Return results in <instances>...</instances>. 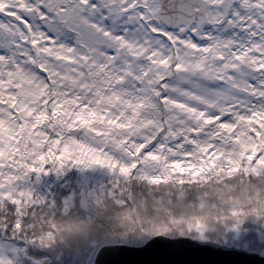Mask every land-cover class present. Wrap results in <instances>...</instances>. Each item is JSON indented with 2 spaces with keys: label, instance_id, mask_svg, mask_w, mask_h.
I'll return each instance as SVG.
<instances>
[{
  "label": "snow or ice",
  "instance_id": "obj_1",
  "mask_svg": "<svg viewBox=\"0 0 264 264\" xmlns=\"http://www.w3.org/2000/svg\"><path fill=\"white\" fill-rule=\"evenodd\" d=\"M107 179L62 199L33 181ZM264 223V0H0V264Z\"/></svg>",
  "mask_w": 264,
  "mask_h": 264
},
{
  "label": "water",
  "instance_id": "obj_2",
  "mask_svg": "<svg viewBox=\"0 0 264 264\" xmlns=\"http://www.w3.org/2000/svg\"><path fill=\"white\" fill-rule=\"evenodd\" d=\"M92 264H264V255L210 240L156 237L142 245H102Z\"/></svg>",
  "mask_w": 264,
  "mask_h": 264
},
{
  "label": "trees",
  "instance_id": "obj_3",
  "mask_svg": "<svg viewBox=\"0 0 264 264\" xmlns=\"http://www.w3.org/2000/svg\"><path fill=\"white\" fill-rule=\"evenodd\" d=\"M107 179L101 170H85L81 172L78 168L69 169L62 176H56V186L51 194L62 199L66 195L80 191L85 184L93 185ZM37 192L43 193L36 189ZM207 240L220 242L227 245L246 248L264 254V223H257L252 220L246 221L239 229L223 230L219 234H209ZM132 245L143 243L131 240L121 241ZM97 247H81L79 249H57L55 252L41 249H30L35 255H43L48 259V264H91L93 255Z\"/></svg>",
  "mask_w": 264,
  "mask_h": 264
},
{
  "label": "rangeland",
  "instance_id": "obj_4",
  "mask_svg": "<svg viewBox=\"0 0 264 264\" xmlns=\"http://www.w3.org/2000/svg\"><path fill=\"white\" fill-rule=\"evenodd\" d=\"M49 175L50 174L42 176L41 180L38 181V182L34 180L33 181V187L35 189L41 190L40 188L44 185L45 186V189L44 190L50 191L52 189V187H53V183H52L53 178L49 177ZM43 194H46V192H43Z\"/></svg>",
  "mask_w": 264,
  "mask_h": 264
}]
</instances>
